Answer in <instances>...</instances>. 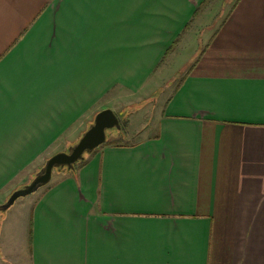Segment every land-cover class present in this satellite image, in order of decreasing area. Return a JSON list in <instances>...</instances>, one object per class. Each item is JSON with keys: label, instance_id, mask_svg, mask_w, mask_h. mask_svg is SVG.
<instances>
[{"label": "crops", "instance_id": "obj_1", "mask_svg": "<svg viewBox=\"0 0 264 264\" xmlns=\"http://www.w3.org/2000/svg\"><path fill=\"white\" fill-rule=\"evenodd\" d=\"M135 106L0 213V264H264V0H0V206Z\"/></svg>", "mask_w": 264, "mask_h": 264}, {"label": "water", "instance_id": "obj_2", "mask_svg": "<svg viewBox=\"0 0 264 264\" xmlns=\"http://www.w3.org/2000/svg\"><path fill=\"white\" fill-rule=\"evenodd\" d=\"M114 127H122L117 113L111 107L99 110L89 127L68 150L58 151L48 157L35 177L29 183L17 188L0 208L3 210L9 208L19 197L26 196L47 184L55 169H75L76 163L83 160L86 153L93 152L106 142L107 129Z\"/></svg>", "mask_w": 264, "mask_h": 264}, {"label": "rangeland", "instance_id": "obj_3", "mask_svg": "<svg viewBox=\"0 0 264 264\" xmlns=\"http://www.w3.org/2000/svg\"><path fill=\"white\" fill-rule=\"evenodd\" d=\"M121 105H123V103ZM119 109H120V107H117V111H115L117 114H120ZM136 110H137V106H135V108H134V113H136V115L132 114L129 117L123 115L122 113H121V115H119V116H121L120 120H121L122 127L121 128L114 127V128L107 129V140L108 141L111 139L114 141H124V142L129 141V140L133 139V137L135 136V133H133V134H131V133L135 132L136 131L135 129L139 128L140 126H143L144 122H148V124L151 123V125H152V122H153L152 110L141 109L140 111L135 112ZM151 125L147 126V127L145 126L146 128H145V131L143 132V136H144V134L146 135L147 133L152 131V128H149V127H151ZM135 138H138V137H135ZM70 144L71 143H69L68 145H65L66 147L64 149H62V151L68 150L71 146ZM88 154L89 153H86L85 156ZM66 169L67 168H63L62 170L65 171ZM58 171H59L58 169H55L53 171L54 177L57 175ZM41 187H44V185ZM34 192H32V193H34ZM22 197H24V196H22ZM6 211H7V209L2 210L0 213L2 214V213H5Z\"/></svg>", "mask_w": 264, "mask_h": 264}, {"label": "trees", "instance_id": "obj_4", "mask_svg": "<svg viewBox=\"0 0 264 264\" xmlns=\"http://www.w3.org/2000/svg\"><path fill=\"white\" fill-rule=\"evenodd\" d=\"M77 163H78V162H77ZM77 163H76V164H77Z\"/></svg>", "mask_w": 264, "mask_h": 264}]
</instances>
